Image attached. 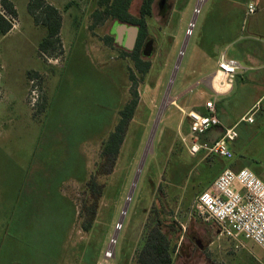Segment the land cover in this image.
<instances>
[{
    "label": "rangeland",
    "instance_id": "obj_1",
    "mask_svg": "<svg viewBox=\"0 0 264 264\" xmlns=\"http://www.w3.org/2000/svg\"><path fill=\"white\" fill-rule=\"evenodd\" d=\"M9 1L17 16L10 14L0 0V11L12 17L9 22L13 25L8 34L0 35V264H138L136 252L143 223L153 205L161 204L155 189L169 177L166 173L173 153L198 160L205 156H190L179 146L165 115H173L171 126L176 131L180 114L175 108V95L184 90L186 75L196 64L191 57L193 43L203 34L207 17L219 0L204 5L200 0L198 5L197 0H172L164 16L157 10L148 19L154 49L150 57L141 55L151 63L144 77L137 73L130 53L114 41L107 44L113 22L97 24L92 20L89 14L97 9L95 5L85 14L86 6L78 0H46L62 17V43L56 55L42 58L38 49L46 29L31 15L29 0ZM140 6L141 0H132L133 15ZM179 59L180 67L168 92ZM35 71H39V77L33 78L30 73ZM132 71L137 77L133 83ZM234 86L233 94L221 103L226 121L243 112L255 95V90L246 88L241 80H235ZM135 89L139 105L115 169L99 178L105 188L96 203V224L91 231L82 230V220L72 225L63 238H58L62 230L54 226L40 237L39 228L25 221L27 225L13 240L4 215L19 190H25L23 183L28 179L49 182L51 173L61 168L64 176L71 162L84 163L88 180L99 162L103 140L118 121L119 109L132 98L131 90ZM198 90L188 93L183 101L192 104ZM240 131L243 139L247 137L243 127ZM261 145L259 142L257 149L264 147ZM254 148V143L246 148L249 159L259 162L252 163L251 168L264 174V151L254 152ZM219 173L203 184L194 175L191 187L196 188L189 201L184 200L185 185L177 187L180 198L176 206L181 214L177 219L183 232L179 233L174 264H264V251L254 242L243 239L235 243L221 236L215 223L195 213L198 195L211 187ZM74 176L66 179L61 192L80 206L85 184ZM37 190L28 188L26 192Z\"/></svg>",
    "mask_w": 264,
    "mask_h": 264
},
{
    "label": "trees",
    "instance_id": "obj_2",
    "mask_svg": "<svg viewBox=\"0 0 264 264\" xmlns=\"http://www.w3.org/2000/svg\"><path fill=\"white\" fill-rule=\"evenodd\" d=\"M1 1L10 14L17 16V10L11 1ZM130 2V0H100L99 8L95 10L93 15L96 19H102V22L105 18L111 17V19L141 24L142 29L138 46L130 55L134 60L137 73L141 77H144L149 73L151 63L141 58V46L147 35L146 18L152 17V3L154 0L143 1L141 19H137L136 17L131 19L132 16L129 13ZM29 11L36 20V23L47 31L46 36L39 45L38 51L40 57L45 58L56 55V51L62 43L60 34L63 22L59 10L47 3L46 0H29ZM98 19L96 21L97 24L99 23ZM12 29L13 25L0 15V35L4 36ZM107 41V44L113 42L111 37H108ZM32 74L30 73V76H34L33 78L39 77V73L36 71L32 72ZM136 79L137 77L132 71L130 80L133 83ZM131 92L132 98L119 109L118 121L114 129L101 144L99 162L96 164L95 170L88 180L85 181L86 174L84 171L86 167L84 163L80 165V163L71 162L69 172L66 169L67 174L64 176H62L63 168H61L51 173L50 179H48L49 182L46 180L42 182L41 180L32 184L30 182L23 183L24 185L26 184L25 190L23 192H20L22 189L19 190L17 198L13 199L12 205L4 215V223L7 230L9 229L14 234L13 240H17L20 230L27 225L25 221L28 224L33 223L36 229L39 228L37 232L40 237L44 235V232L48 228L54 226L55 228H59V231L62 230V236H57L58 238H63L69 232L68 229L72 225L82 220H84L82 230L86 232L91 231L93 223L96 224L94 221L97 214L96 203L99 198L103 197L105 188L104 185L99 184V178L111 174L115 169L130 124L135 117L139 105L136 89L131 90ZM48 106L51 107V104ZM48 106L44 111L49 108ZM203 157L202 160L188 159L182 157L180 154L173 153L166 173V175L169 174V177H165V180L155 189L156 196H158L161 204L159 206L153 205L143 223L142 234L138 241L136 252L138 264H174V255L177 252L180 240L179 233L183 232L181 223L177 219L178 216H181L176 206L180 198L178 186L182 187L185 185L184 200L189 201L191 194H193L196 188L191 187L195 181L194 175L197 176L196 181L200 180L198 183L203 184L205 181H213V177L225 168L234 169L233 165H223L222 159L217 156L210 155ZM64 166H67L66 163ZM76 168L79 170H76ZM193 168L196 169V173ZM73 175H75V178H78L80 183L85 184L80 206L75 205L72 199L61 192L66 179ZM54 179H57V181H52ZM41 183H45V185L41 186ZM36 185L39 186L37 193H26L29 186L34 187ZM198 187L200 188L201 185ZM189 190L191 191L188 193ZM161 195H164L163 199L160 198ZM31 236L33 237V234ZM22 237L23 233L21 232Z\"/></svg>",
    "mask_w": 264,
    "mask_h": 264
},
{
    "label": "crops",
    "instance_id": "obj_3",
    "mask_svg": "<svg viewBox=\"0 0 264 264\" xmlns=\"http://www.w3.org/2000/svg\"><path fill=\"white\" fill-rule=\"evenodd\" d=\"M210 1L204 0L202 5L208 4ZM198 3L199 0H197V5ZM250 6L256 7L254 13H249ZM215 7L212 15L210 16L209 13L207 17L209 20L205 23L206 27L203 29V34L198 35L193 43L191 57L196 64L191 68V72L186 75L187 79L183 83L185 85L184 90L182 89L175 95V108L180 114L176 131L171 126L173 115L166 113L165 116L170 121V129L175 132L179 146L184 147L188 152L181 138H190V124L180 109L195 110L206 114L208 112L206 103L214 102L221 124L204 135L202 141L213 143L222 137L225 129L236 127L239 136L230 145L234 158L232 160L219 158L222 159L223 165H233L235 170L247 168L264 180L262 172L251 168L252 163L259 162L249 159L247 156L249 150H246L248 146L254 143V152L264 151V147L257 149L256 146L259 142H261V146H264V0H219ZM222 56L236 62L239 68L232 87L218 91L215 79L219 75L218 65ZM221 79L223 80L222 87H224L226 85L225 79L223 77ZM235 80H241L246 88L255 90V95L243 112L232 120L226 121L222 118L221 103L233 94ZM195 89L199 90L192 98V104L189 105L187 104L188 101H183V99L188 93H193ZM253 110L255 111V122L253 124L242 122V118ZM241 127L247 133V137L244 139L240 131ZM41 136H38V140L41 139ZM246 142L249 144L244 146ZM240 150L241 152H239ZM52 181H57V179ZM27 182L32 184L36 182V179H28ZM29 188L39 189L37 185L29 186ZM37 192L38 190L26 193Z\"/></svg>",
    "mask_w": 264,
    "mask_h": 264
},
{
    "label": "built area",
    "instance_id": "obj_4",
    "mask_svg": "<svg viewBox=\"0 0 264 264\" xmlns=\"http://www.w3.org/2000/svg\"><path fill=\"white\" fill-rule=\"evenodd\" d=\"M248 11L254 13L256 7L250 6ZM199 12L197 9L196 13ZM0 13L12 21L4 11ZM238 68L236 62L221 57L218 72L227 87H232ZM206 109V114L180 109L187 117L191 131L190 138L182 137V142L193 157L203 153L232 160L234 153L230 145L239 136L236 127L225 129L222 137L213 143L203 142L204 135L221 124L214 102H207ZM254 113V110L249 112L241 121L253 124ZM194 209L199 218L215 223L221 236L238 244L243 239L252 241L264 251V180L253 171L224 169L211 187L198 195Z\"/></svg>",
    "mask_w": 264,
    "mask_h": 264
},
{
    "label": "flooded vegetation",
    "instance_id": "obj_5",
    "mask_svg": "<svg viewBox=\"0 0 264 264\" xmlns=\"http://www.w3.org/2000/svg\"><path fill=\"white\" fill-rule=\"evenodd\" d=\"M79 3H81V5H84L86 6V9H85V14H88L89 11L88 9L92 6H96V8L98 9L99 8V2L100 0H78ZM127 1V0H126ZM130 7H129V13L131 14V19H133V17H136L137 19H141V6H142V3L144 0H141V6H140V9L138 11V13L136 15H133L132 12H131V7H132V0H130ZM172 2V0H154V2L152 3V17L155 16V13L156 11H160V14L162 16H164L163 14L166 12L167 8H168V5ZM96 10V9H95ZM94 10V12H95ZM94 12H92L90 17L92 18V20H95L97 21V19L94 17ZM103 18V17H102ZM151 18V17H149ZM149 18H146V25H147V21ZM111 21L113 22V25L112 27L110 28V31H111V34L110 36L112 37L113 36V44L117 45L118 47L122 48L125 50V52H128V53H133L137 46H138V43H139V38L141 36V24L139 23H131L129 21H120V20H116V19H111V17H108V18H105V20L103 22H106V21ZM99 23H102V19H98ZM115 25H127L129 27H135L137 28L138 30V35H137V38H136V41H135V44H134V47L133 49H128L126 47H124L122 44H120L118 42V39H117V36L114 32V27ZM113 32V33H112ZM125 41V40H124ZM149 44H152L151 47H152V52H153V49H154V42H153V39L149 38V33H148V28H147V35L145 37V40L144 42L142 43V46H141V53L142 55L144 54L145 50L147 49V45Z\"/></svg>",
    "mask_w": 264,
    "mask_h": 264
},
{
    "label": "water",
    "instance_id": "obj_6",
    "mask_svg": "<svg viewBox=\"0 0 264 264\" xmlns=\"http://www.w3.org/2000/svg\"><path fill=\"white\" fill-rule=\"evenodd\" d=\"M193 26H194V21L191 24V28H193ZM114 32H115V34L117 36V39H118V42L120 44H122L124 47H126L128 49H133L134 44H135V41H136V38H137V35H138L137 28H135V27H129L127 25H115ZM151 45L152 44L147 45V49L145 50L143 56H145V57H150L151 56V54H152V47H151ZM182 54H183V52H182ZM180 59H181V57H180ZM180 59L178 60L176 69L174 71V75L172 77V81H171L170 86L168 88V92L172 88L173 80H174V78L176 76V73H177L178 68L180 67ZM162 111H163V109H161V111H160V113L158 115L157 122L159 121V116L161 115ZM131 197H132V192L130 193L129 198L127 199L126 205L124 207V210L122 212L121 219H120V224H122L123 219H124V216L126 215V212H127L128 206H129V202L131 201ZM115 239H116V236L114 237V240Z\"/></svg>",
    "mask_w": 264,
    "mask_h": 264
},
{
    "label": "bare ground",
    "instance_id": "obj_7",
    "mask_svg": "<svg viewBox=\"0 0 264 264\" xmlns=\"http://www.w3.org/2000/svg\"><path fill=\"white\" fill-rule=\"evenodd\" d=\"M222 79H221V75H218L215 79V84H216V89L218 91H223V89H227L228 87L226 85H224V87H222Z\"/></svg>",
    "mask_w": 264,
    "mask_h": 264
}]
</instances>
